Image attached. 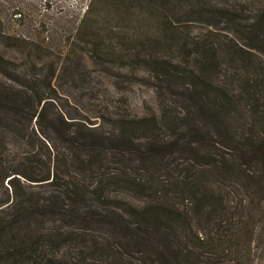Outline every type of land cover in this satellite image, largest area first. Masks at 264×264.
<instances>
[{
  "label": "trees",
  "instance_id": "obj_1",
  "mask_svg": "<svg viewBox=\"0 0 264 264\" xmlns=\"http://www.w3.org/2000/svg\"><path fill=\"white\" fill-rule=\"evenodd\" d=\"M95 1L83 12L78 35L105 60L109 55L100 46L108 38H97L89 18ZM100 1L113 13L145 10L148 22L141 24L154 25L155 38H121L131 50L140 42L180 56L143 59L153 68L152 78L174 92L180 105L141 118L121 116L114 121L116 132L107 135L56 108L55 71L29 81L5 77L2 69L14 63L0 52V76L6 79L0 78V120L23 132L38 130L49 154L38 166L34 152L29 171L23 166L28 153L8 163L0 126V182L7 179L12 188L0 207L14 211L6 218L0 208V243H12L2 259L12 264L249 263L264 222V5L256 14L212 7L239 27L236 38L190 43L166 32L168 13L180 0ZM190 55L192 64L186 61ZM107 156L115 161L107 164ZM18 176L51 184L55 191L47 198L28 196L18 190ZM119 189L141 198L142 205L111 197ZM45 218L70 229H35L30 223ZM261 233L257 239L263 242ZM67 243L90 251L54 254Z\"/></svg>",
  "mask_w": 264,
  "mask_h": 264
},
{
  "label": "rangeland",
  "instance_id": "obj_2",
  "mask_svg": "<svg viewBox=\"0 0 264 264\" xmlns=\"http://www.w3.org/2000/svg\"><path fill=\"white\" fill-rule=\"evenodd\" d=\"M90 1L0 0V33L2 35L0 36V52L7 60L14 63L2 69L3 76H18L29 81L33 78H43L55 71L54 83L58 87V97L54 99L53 104L57 106L56 108L62 107L73 117V120L90 127H98L107 135L116 132L114 121L121 116L141 118L164 109L179 107L180 104L173 95L174 92L165 90L152 78L153 68L143 59H150L146 61L153 63V60L161 57L177 61L180 56L173 52L171 54L163 52L153 45L140 47V42H136L138 46L135 45L136 47L131 50L121 38H137L143 34L150 39L155 38L157 28L154 25L151 26V23L148 27H143L141 24L148 22L145 10H129V13L122 10V14L113 13L112 7H107L100 0L95 1L89 16L93 30L99 35L97 38L102 35L105 39L108 38L107 42L100 47L103 49L102 53L109 56L101 60L93 51L95 48L80 42L78 35L82 14ZM262 5L264 0H180L176 9L168 13L170 23L167 25L170 28L166 27V32L169 36L179 33L190 43L204 39L228 41L230 38H236L234 31H237L239 27L217 15L215 11H212V7L238 11L246 9L251 14H256L262 10ZM186 59L189 64L194 62L191 55ZM233 64L235 63L230 65L231 68L235 67ZM0 78L6 81L4 77L0 76ZM9 121L0 120V126L4 127L1 135L8 141V152L2 156H5V159L7 157L8 163L14 161L17 163L22 160V157H26L25 153H28L29 162L23 159L24 169L27 170L29 166L34 165L30 159L36 151L38 156L33 157L38 163L36 165L48 162V148L46 149L44 139L38 130L35 134L33 129L23 132L22 129L17 130L15 124L12 125ZM34 123L35 119L32 125ZM163 132L167 134L169 131L164 129ZM52 153L54 155L53 151ZM106 158L107 164L112 163L111 157ZM51 162L55 164L54 157ZM58 165L61 167V162ZM38 166H36L37 169ZM30 174L34 175V173ZM18 177V190L28 196L36 194L40 198H47L55 191V187L46 182H35L22 176ZM6 187L7 179L4 183L0 182L1 204L2 201H6L7 193L12 192V188L6 189ZM110 195L131 205H142L141 198L124 189L115 190ZM5 206L7 204L0 208ZM7 208H4L6 213L1 215L10 218L14 211ZM40 220L33 219L30 223L36 225L35 229L58 226L64 230L70 229L57 218ZM261 230L264 231V222L259 225V234L257 233L252 243L251 261L247 264H264V241L257 239L262 234ZM92 234L98 236L101 232L97 234L94 231ZM11 246L12 243L5 240L0 243V264H12L9 259L5 262L2 259ZM89 251L87 247L75 246L74 248L68 243L53 250L57 255H76L77 252L88 254Z\"/></svg>",
  "mask_w": 264,
  "mask_h": 264
}]
</instances>
